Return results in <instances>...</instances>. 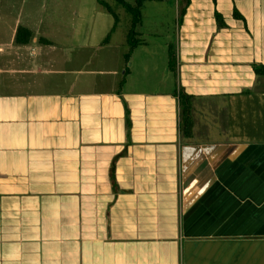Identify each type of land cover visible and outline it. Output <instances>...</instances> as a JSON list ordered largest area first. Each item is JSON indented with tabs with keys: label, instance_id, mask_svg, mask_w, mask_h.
Wrapping results in <instances>:
<instances>
[{
	"label": "crops",
	"instance_id": "0c3cea01",
	"mask_svg": "<svg viewBox=\"0 0 264 264\" xmlns=\"http://www.w3.org/2000/svg\"><path fill=\"white\" fill-rule=\"evenodd\" d=\"M17 2L0 0V264H264V0L148 1L128 64L121 8Z\"/></svg>",
	"mask_w": 264,
	"mask_h": 264
},
{
	"label": "trees",
	"instance_id": "16d2710c",
	"mask_svg": "<svg viewBox=\"0 0 264 264\" xmlns=\"http://www.w3.org/2000/svg\"><path fill=\"white\" fill-rule=\"evenodd\" d=\"M148 1H163V0H135V3L132 5L128 3L126 0H97L98 6L101 10L108 12L113 15L116 24L119 21L118 15L113 9L111 3H115L118 7L125 10L131 16V27L128 33L127 41L129 45V52L126 54V62L129 63L130 57L134 49L140 44L139 34L137 32L138 27L142 23V11L144 5ZM180 3H183L184 6L180 10V15H183L188 7L190 0H179ZM237 19H242L243 17L238 13H234ZM217 23L220 27H224L225 23L223 20L222 15L219 13L215 14ZM31 38V31L25 28H19L16 40L18 43H28ZM44 43H49L47 40H42ZM169 67L171 70H176V53L175 51L170 48L169 51ZM262 66H254V71L257 75H261L260 69ZM129 69L127 67L126 72ZM193 96L185 92H180L179 94V126L181 135L184 138H191L193 135V128H194V119H193ZM129 112L127 111V121H129Z\"/></svg>",
	"mask_w": 264,
	"mask_h": 264
},
{
	"label": "rangeland",
	"instance_id": "374dc122",
	"mask_svg": "<svg viewBox=\"0 0 264 264\" xmlns=\"http://www.w3.org/2000/svg\"><path fill=\"white\" fill-rule=\"evenodd\" d=\"M17 1L19 2L20 0H17ZM131 1H132V2H131L130 4L133 5V4L135 3V1H134V0H131ZM173 1H174V3H175V0H173ZM18 2H17V3H18ZM128 3H129V2H128ZM174 3H173V5H174ZM111 4H112L113 7L118 8V6H117L115 3H111ZM118 9H120V7H119ZM120 11L123 12V13L126 12V11H124L122 8L120 9ZM125 14H127V13H125ZM127 16H129V15L127 14Z\"/></svg>",
	"mask_w": 264,
	"mask_h": 264
}]
</instances>
